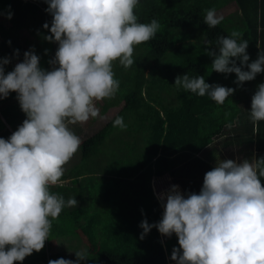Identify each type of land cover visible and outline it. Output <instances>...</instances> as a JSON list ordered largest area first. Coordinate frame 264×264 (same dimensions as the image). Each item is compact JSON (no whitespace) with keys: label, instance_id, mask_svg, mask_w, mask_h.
<instances>
[{"label":"clouds","instance_id":"9594fccd","mask_svg":"<svg viewBox=\"0 0 264 264\" xmlns=\"http://www.w3.org/2000/svg\"><path fill=\"white\" fill-rule=\"evenodd\" d=\"M45 2L52 19L50 27L48 22L42 26L50 33L44 39L57 44L49 61L52 67H41L32 49L7 73L9 58L0 59V99L15 92L26 116L7 139L0 137V264H14L40 251L52 220L65 207L78 205L75 197L65 200L50 190L52 185L63 184L64 165L82 143L68 124L99 115L96 101L111 98L119 88L113 62L131 66L133 46L151 40L160 29L156 19L138 22L134 9L139 0ZM11 16L7 11L5 18ZM222 20L214 8L205 10L203 22L209 28ZM242 36L239 31L218 35L216 50L205 47L212 57V70L234 73L237 86L264 71V50L248 63V40ZM172 85L206 95L217 104L234 92L232 87L209 84L203 75L186 72L177 75ZM248 112L254 124L264 121V82L251 96ZM112 123L126 127L121 116ZM260 177H264V157L239 163L226 159L205 172L198 193H182L175 184L158 194L153 190L163 213L158 222L140 221V238L153 227L164 236L175 234L178 247L170 255L175 264H264V184ZM74 253L75 260L58 258L48 264H80L88 258L86 248Z\"/></svg>","mask_w":264,"mask_h":264},{"label":"trees","instance_id":"16d2710c","mask_svg":"<svg viewBox=\"0 0 264 264\" xmlns=\"http://www.w3.org/2000/svg\"><path fill=\"white\" fill-rule=\"evenodd\" d=\"M226 1H233L242 9L264 4L263 0L262 3L260 0H139L134 9L138 22L148 23L156 19L160 29L151 40L133 46L134 63L131 66L125 68L118 61L113 62L115 78L119 80L115 95L122 101L116 115L105 126L98 130L94 128L91 134L85 130L86 124H90L86 121L68 124L69 128L75 127L73 132L76 135L81 134L82 143L69 160L72 167H64L63 184L52 185L50 190L65 200L75 197L78 205L65 207L59 214L60 220L65 218L66 231L58 234L52 224L50 235L61 240H64L62 237H72L88 246V258L80 264H175L170 259L173 247H178L175 234L164 236L153 227L143 239L140 238V221L158 222L163 213L153 193L152 179L170 173L180 180L184 192L198 193L205 172L214 167L198 155L199 151H212L213 159L218 155L215 151H229L228 147L240 143L247 146L255 143V159L264 157V121L254 124L248 112L251 96L257 85L264 82V72L237 86L234 73L212 70V57L205 51V47L216 50L214 42L218 35L239 31L243 39H248L246 52L251 54L252 25L248 26V32L240 31L233 22L227 21L226 12L215 27L209 28L203 22L206 9L222 11ZM46 8L45 0H0V9L4 14L10 11L21 28L20 33L14 30L20 35L18 38L11 31H3L0 25V59L7 57L10 60L5 65L6 73L22 61L23 53L29 49L40 57L41 67H52L49 61L54 57L57 44L44 39L50 33L42 26L48 22L50 27L52 19ZM245 16L249 17V12H245ZM25 30L28 34H21ZM205 40L213 44L205 46ZM15 50L18 55H14ZM185 72L190 76L203 75L206 83L232 87L234 92L223 104H217L206 95L178 90L172 85L174 78ZM15 97L16 93L10 92L6 98L0 99V137L5 139L11 135L7 125L16 129L26 118ZM106 102L116 103L114 100ZM116 116L123 117L126 127H129V118L133 121L134 128L130 130L135 139L127 149L119 148L138 158L133 163L106 166L97 160L94 147L98 140L95 138L100 133L101 138L105 137ZM223 136L221 143L214 144ZM140 137L144 140L143 151H136ZM126 138H120L121 142L124 143ZM98 171L104 172L105 175L101 176L108 179V184L106 190L94 197ZM83 178H86L85 190L80 185ZM260 179L264 184V177ZM56 243L51 238L41 258L31 256L29 260L24 259V263L14 261V264H43L42 261H47V254L50 260H75L74 252L81 250L64 243L62 248H56ZM48 249L54 252L49 254ZM51 256L55 258L51 259Z\"/></svg>","mask_w":264,"mask_h":264},{"label":"rangeland","instance_id":"374dc122","mask_svg":"<svg viewBox=\"0 0 264 264\" xmlns=\"http://www.w3.org/2000/svg\"><path fill=\"white\" fill-rule=\"evenodd\" d=\"M222 1V0H221ZM218 15H222L224 14V10L217 12ZM15 16L12 14L11 19H6L5 18V14L3 13L2 9H0V25L3 28V31H11L13 34L15 32L20 33V27L17 25V23L15 22ZM15 30V32H14ZM27 31L25 30L23 33L21 34H26ZM18 38H20V35L15 33ZM28 34V33H27ZM4 39V38H2ZM21 60V59H20ZM106 100L108 101H112L114 100L116 103L115 104H111L109 102H106ZM119 103V104H117ZM120 103H122V101L117 100L116 99V95L112 96L111 98H104L102 100L96 101V107L99 109V115L96 117H90L86 122L90 123L89 126L88 124H86V132H92V130L95 128L96 130H98L99 128H101L102 126H105V124L112 119V117H114L118 111V109L120 108ZM93 118V119H92ZM130 124L129 127H126V129L124 130V128L121 127H116L113 126V123L110 124L109 126V131L106 132V135L104 138H101V134L99 136H96L95 140H98V144L96 145V147H94V149H96L97 151V160L102 164H106V166L108 165H114V164H123V163H133L138 157L135 156L133 153H129L126 152L123 149H120L119 147L121 146L124 149H127L128 147H130L131 143L133 142L134 138V132L131 131L130 129H133V121L129 118L127 120ZM84 123V122H83ZM75 127L70 128L72 131L74 130ZM122 129V130H121ZM95 130V131H96ZM87 133V134H88ZM81 136V135H80ZM120 136V138H122L123 136L127 137L126 139H124V143L121 142V139L118 137ZM221 139H219L218 141H215L214 144L217 143H221L224 139L223 137H220ZM138 145H136L137 150L136 151H143V146H144V140L142 137L138 138ZM119 148V149H118ZM230 150L229 151H223L221 155L220 151H215L216 154H218L216 157L213 158V160L216 159H224V156H228L231 155V157H235L234 155H238L241 151H237L235 149V147H228ZM129 151V150H128ZM206 152V151H205ZM245 153L247 151H244ZM204 154V153H202ZM197 157H195L194 159H196ZM198 161V160H197ZM97 162V161H96ZM201 163V161H199ZM216 163H219V161H215L214 166L216 165ZM185 166H188V164H185ZM96 181L95 182V188L96 191L94 192V197H98L102 190H106V185L108 184V179L104 178L102 179L101 175H105L104 172L102 171H98V173H96ZM154 180V181H153ZM85 181L86 178H83L82 180H80V185L83 187V190H85L84 185H85ZM179 179L175 178V182H174V178L171 177L170 173L168 174H164L161 177H157V178H153L152 179V187L154 192H156L157 194L168 189L169 186L175 184L179 186V190L183 193V187L181 186V184L179 183ZM94 202H96V199H93ZM163 210V208H162ZM60 216V215H59ZM58 218L52 220V224H54V231L58 234H61L63 232L66 231L67 228V223L65 221V218H62L61 220ZM56 225V227H55ZM54 232V233H55ZM52 234V233H51ZM54 238V241L57 242L56 243V248H62L63 247V243L66 244H71L69 246H72V249H74L75 247H77L78 249H87L88 246H85L84 244L81 245L80 242H78L77 239L72 238V237H62L61 240L60 237H51V235L49 234V238L47 240H45L44 242V246L43 248L40 250V252H32L30 255L26 256L25 259L29 260L32 257L31 256H38L39 258L42 257V255L44 254V252L46 251V247L49 246L48 241ZM67 238V239H65ZM67 246V245H66ZM54 252V250L52 249H48L47 253H52ZM36 253V254H35ZM54 256H51V259H54ZM46 262L44 263L42 261L43 264H47L48 261L50 260L48 254L46 256ZM41 262V260H39ZM22 262V261H21ZM25 261H23L22 263H24Z\"/></svg>","mask_w":264,"mask_h":264},{"label":"crops","instance_id":"0c3cea01","mask_svg":"<svg viewBox=\"0 0 264 264\" xmlns=\"http://www.w3.org/2000/svg\"><path fill=\"white\" fill-rule=\"evenodd\" d=\"M224 3H225L224 4V13L226 12L225 14L226 15L228 14V20L227 21L230 23L233 22L234 23V25L232 24L233 26L236 25L238 27V29H240V31L242 29V31L246 30L248 32V29H249L248 26L252 25L251 30L254 31L253 32L254 41H253V47H252L251 54L249 55V61L255 60L257 58V53L260 51V49L264 50V4H261V6L260 5H253L249 9H247V7H243V9H242L241 6H237V4H235L233 1H226ZM260 3H262V0H260ZM243 11H244V13H243ZM250 11H252V12L250 13ZM245 12H249L250 16L246 17ZM258 27L261 29L260 31L257 30ZM20 124L21 123H19L18 125H20ZM7 129L11 133L16 130V129L11 128L9 125H7ZM80 135H77V136H80ZM225 136H227V134H225ZM233 147H235V149L237 151H241V152L237 156L234 155L235 157H231V155H228V156H224V159L222 158L220 160L233 159L237 163H239L240 161L247 159L249 157L255 159V151L257 150L255 143L252 145L250 144L249 146H247L246 144L244 145L243 143H240L239 146H233ZM244 151H247V152L251 151L252 154H249V152L245 153ZM220 152H221V155L223 156V154H222L223 151H220ZM202 153H204V154H202ZM211 154H212V151H206V152L205 151H199V153H198L199 156L208 160L212 165H214L215 160L212 159L213 155H211ZM64 167H66V169H69L72 167V165L68 161L64 165ZM159 177H161V176H159ZM171 177L173 178V176H171ZM174 182H175V178H174ZM151 185H152V183H151Z\"/></svg>","mask_w":264,"mask_h":264}]
</instances>
